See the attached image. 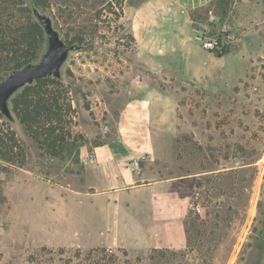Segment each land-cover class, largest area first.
<instances>
[{"label":"rangeland","instance_id":"rangeland-1","mask_svg":"<svg viewBox=\"0 0 264 264\" xmlns=\"http://www.w3.org/2000/svg\"><path fill=\"white\" fill-rule=\"evenodd\" d=\"M27 1L0 0V36L33 19ZM34 1L81 48L63 68L72 107L64 142L39 144L12 124L24 160L0 161V264H264V0H214L197 10V26L221 36L225 25L231 38L224 62L194 44L188 66L182 54L137 48L122 17L126 0ZM219 68L225 76L211 80L207 71ZM139 92L166 98L180 123L178 165L190 173L181 181L189 197L182 249L132 241L129 223L111 239L106 205H89L79 148L113 136L117 109Z\"/></svg>","mask_w":264,"mask_h":264},{"label":"crops","instance_id":"crops-1","mask_svg":"<svg viewBox=\"0 0 264 264\" xmlns=\"http://www.w3.org/2000/svg\"><path fill=\"white\" fill-rule=\"evenodd\" d=\"M213 1L126 0L122 17L145 55L182 54V65L188 66L187 52L195 50L194 44L199 46L192 13ZM224 57L214 60L224 62ZM190 64H195V57ZM221 68L207 71L211 80L225 76L226 72L219 74ZM117 110L113 136L79 148L82 162L90 156L83 162L93 189L88 193L89 205H106L107 224L117 231L107 233L111 239L118 240L124 234L120 227L129 223L132 241H145L154 249H182L187 244L189 197L181 181L190 173L178 165L176 110L166 98L151 92L127 97ZM134 158L139 159L137 170L130 168Z\"/></svg>","mask_w":264,"mask_h":264},{"label":"trees","instance_id":"trees-1","mask_svg":"<svg viewBox=\"0 0 264 264\" xmlns=\"http://www.w3.org/2000/svg\"><path fill=\"white\" fill-rule=\"evenodd\" d=\"M29 11L35 6L34 0H28ZM208 7V6H206ZM203 7L202 9H206ZM196 11L192 13L193 14ZM6 35L0 36V74L10 69L34 61L45 50V34L36 18L29 19L23 26L16 27ZM4 32H2L3 34ZM217 56L227 53V47ZM6 58L13 60V68H7ZM63 80L54 78L37 79L33 84L25 86L11 99V108L16 118V127L42 144H62L65 136L62 125L68 122L67 117L72 111L71 104L64 102L68 90ZM0 119H3L0 114ZM6 125L0 130V161L14 166L24 160V152L17 140L12 123L3 119ZM70 135V132L67 131Z\"/></svg>","mask_w":264,"mask_h":264},{"label":"water","instance_id":"water-1","mask_svg":"<svg viewBox=\"0 0 264 264\" xmlns=\"http://www.w3.org/2000/svg\"><path fill=\"white\" fill-rule=\"evenodd\" d=\"M32 12L43 28L45 50L38 59L7 71L0 79V114L13 125L16 124V118L11 108L12 97L37 79L63 80L64 66L68 63L71 54L81 48L77 43H68L64 40L48 14L42 13L36 6L32 7Z\"/></svg>","mask_w":264,"mask_h":264},{"label":"built area","instance_id":"built-area-1","mask_svg":"<svg viewBox=\"0 0 264 264\" xmlns=\"http://www.w3.org/2000/svg\"><path fill=\"white\" fill-rule=\"evenodd\" d=\"M228 28L225 25L221 28V36L220 35H213L212 33L206 32V27H199L196 26L194 29V40L199 44L202 49L211 51V52H222L227 44L230 42L231 33H224L228 32ZM220 34V33H218ZM90 156H87L83 161L86 163V159H89ZM139 167V159L134 158L130 163L131 170H137ZM193 205L191 204L190 207Z\"/></svg>","mask_w":264,"mask_h":264},{"label":"flooded vegetation","instance_id":"flooded-vegetation-1","mask_svg":"<svg viewBox=\"0 0 264 264\" xmlns=\"http://www.w3.org/2000/svg\"><path fill=\"white\" fill-rule=\"evenodd\" d=\"M264 232V222L262 220V228H261V233Z\"/></svg>","mask_w":264,"mask_h":264}]
</instances>
